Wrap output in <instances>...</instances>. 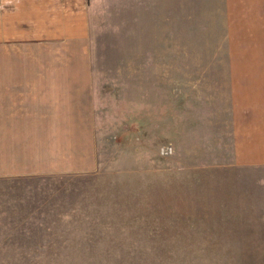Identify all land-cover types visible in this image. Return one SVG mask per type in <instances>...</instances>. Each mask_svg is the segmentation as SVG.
Returning <instances> with one entry per match:
<instances>
[{"label":"rangeland","instance_id":"rangeland-1","mask_svg":"<svg viewBox=\"0 0 264 264\" xmlns=\"http://www.w3.org/2000/svg\"><path fill=\"white\" fill-rule=\"evenodd\" d=\"M89 13L92 137L0 139V264H264V0Z\"/></svg>","mask_w":264,"mask_h":264},{"label":"crops","instance_id":"crops-1","mask_svg":"<svg viewBox=\"0 0 264 264\" xmlns=\"http://www.w3.org/2000/svg\"><path fill=\"white\" fill-rule=\"evenodd\" d=\"M90 40L89 0H0L2 145L31 150L37 139L47 148L69 143L49 139L74 146L92 137Z\"/></svg>","mask_w":264,"mask_h":264}]
</instances>
